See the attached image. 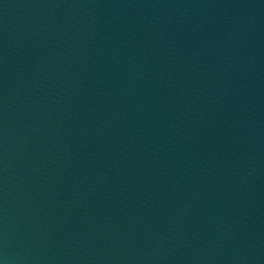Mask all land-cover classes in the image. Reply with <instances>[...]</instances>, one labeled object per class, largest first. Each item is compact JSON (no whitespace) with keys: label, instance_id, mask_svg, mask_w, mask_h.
Masks as SVG:
<instances>
[{"label":"water","instance_id":"1","mask_svg":"<svg viewBox=\"0 0 264 264\" xmlns=\"http://www.w3.org/2000/svg\"><path fill=\"white\" fill-rule=\"evenodd\" d=\"M0 264H264V0H0Z\"/></svg>","mask_w":264,"mask_h":264}]
</instances>
